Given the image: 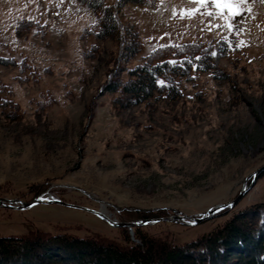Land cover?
Segmentation results:
<instances>
[{
	"label": "rangeland",
	"instance_id": "obj_1",
	"mask_svg": "<svg viewBox=\"0 0 264 264\" xmlns=\"http://www.w3.org/2000/svg\"><path fill=\"white\" fill-rule=\"evenodd\" d=\"M197 7L193 0L121 6V29L136 30L142 46L127 62V44L97 39L94 13L77 0H0V83L19 109L12 119L0 109V199L30 203L39 187L45 200L65 203L0 205L1 237L38 230L121 239V228L87 210L132 223L137 211L167 208L185 219L168 217L148 231L181 243L229 215L190 218L243 190L228 209L261 200L264 169L251 177L264 167V4L249 0L231 21L208 16L214 5L185 14ZM227 37L234 44L227 41L224 53L218 42ZM191 42L213 44L216 72L193 73L177 99L121 106L104 90L129 79L127 69L156 48Z\"/></svg>",
	"mask_w": 264,
	"mask_h": 264
},
{
	"label": "trees",
	"instance_id": "obj_2",
	"mask_svg": "<svg viewBox=\"0 0 264 264\" xmlns=\"http://www.w3.org/2000/svg\"><path fill=\"white\" fill-rule=\"evenodd\" d=\"M77 1L94 13L90 32L97 39L110 37L117 39L120 45L125 42L127 62L141 52L136 30H122L117 12L125 4L155 7L157 0H118L114 7L106 4L105 0ZM227 38L218 42L224 53L232 49L227 41L234 44L232 37ZM212 49L213 44L202 42L156 48L127 69L129 79H115L104 90L113 93V103L121 106L144 104L151 98L154 101L177 99L181 95L182 82L190 80L193 73L210 72L214 75ZM0 109L8 110L7 116L11 119L18 117L13 116L19 110L18 106L11 99L10 89L2 83ZM259 176H264V171ZM30 192L28 201L42 193L39 187ZM135 214L134 221L140 222L165 219L177 215V212L156 208ZM224 215H229L224 223L181 243L175 242L168 233L148 231L155 226L168 225L169 220L134 226L131 230L121 228V239L99 233L77 237L69 233L54 235L38 230H28L20 237L0 236V264H264V195L256 203L237 210L225 209L214 214L212 219ZM69 229L65 227L63 231ZM129 231L133 234L132 241L128 238Z\"/></svg>",
	"mask_w": 264,
	"mask_h": 264
},
{
	"label": "water",
	"instance_id": "obj_3",
	"mask_svg": "<svg viewBox=\"0 0 264 264\" xmlns=\"http://www.w3.org/2000/svg\"><path fill=\"white\" fill-rule=\"evenodd\" d=\"M264 169V167L259 168L253 175H252V183L255 181L257 175L262 172V170ZM245 190H243L241 193H239L237 195V197L226 203V204H220L217 205L207 211H205L203 214H201L199 217H192L190 218V223L191 224H199L201 221L205 220V219H209L212 217V215L218 211L224 210V209H228V208H232L238 201L239 199L242 197V194L244 193ZM18 202V201H17ZM16 201L13 200H6V199H0V205H2L3 207H7V208H13L12 204L17 203ZM20 205L18 207H16L17 209H24V208H29L35 204H60V205H64L65 203L57 200V199H50V200H46L44 201L43 199H41V197H38L37 199L33 200L30 203H23V202H18ZM89 212H92L96 215H98L99 217H101L102 219H104L109 225H111L112 227H116V228H128L131 229L134 226H142V225H146L149 223H154L160 220H164L162 219H156V220H149V219H145L142 220L140 222H132V223H127V222H116V221H112L110 219H108L106 216L102 215L99 212H95L92 210H87ZM168 219L170 220H184L185 217L183 216H171Z\"/></svg>",
	"mask_w": 264,
	"mask_h": 264
},
{
	"label": "snow or ice",
	"instance_id": "obj_4",
	"mask_svg": "<svg viewBox=\"0 0 264 264\" xmlns=\"http://www.w3.org/2000/svg\"><path fill=\"white\" fill-rule=\"evenodd\" d=\"M253 4L257 2V0H251ZM261 4H264V0H259ZM193 3L198 4L200 7L194 8L191 12L185 13L188 16L195 14L196 12H200L204 7H210L212 5L215 6V12H208V16L217 15V16H227L229 21L232 19L242 16L243 10L241 6H247L249 4V0H193ZM247 11L251 12V7H247ZM229 29L233 27L232 23H228L226 25ZM244 42L241 41V44ZM163 85V81L160 82Z\"/></svg>",
	"mask_w": 264,
	"mask_h": 264
}]
</instances>
